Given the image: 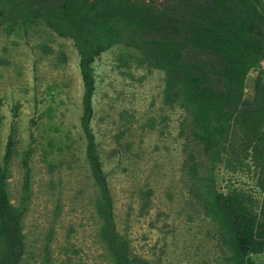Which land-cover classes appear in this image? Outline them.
<instances>
[{
	"label": "rangeland",
	"instance_id": "1",
	"mask_svg": "<svg viewBox=\"0 0 264 264\" xmlns=\"http://www.w3.org/2000/svg\"><path fill=\"white\" fill-rule=\"evenodd\" d=\"M51 2L0 0V203L15 227L0 229V264H230L205 191L264 211V0H112L118 22L135 14L92 62L89 105ZM230 19L251 23L238 43L249 67L234 113L212 115L223 134L210 151L171 91L169 55L192 64Z\"/></svg>",
	"mask_w": 264,
	"mask_h": 264
},
{
	"label": "trees",
	"instance_id": "2",
	"mask_svg": "<svg viewBox=\"0 0 264 264\" xmlns=\"http://www.w3.org/2000/svg\"><path fill=\"white\" fill-rule=\"evenodd\" d=\"M133 9L132 7L131 10H127L122 17L129 12L135 14ZM112 11V0H96L95 3H90L89 0H52L50 4L48 15L50 28L60 35L73 38L79 48L87 105L90 104L94 91L92 62L101 52L121 43L129 33L128 24H121V16L118 22L116 12ZM230 21L235 26L230 35L219 32H216V35L207 33L204 45L201 44L197 48L194 43L196 46H193L192 53L195 54L193 56L195 62H191L192 64L183 63L180 51L173 57L169 55L172 58L170 59L172 67H169L172 70L171 76L176 79L171 91L192 120L190 128L192 135L204 142L210 151L216 150L223 134L221 124H212V115L218 113L219 117H224L234 113L239 90L243 86V79L249 67L245 51L247 47L238 43L252 30L249 27L251 23L247 20V25L243 26L237 21L235 24L232 19ZM252 25L254 26L253 22ZM218 31L224 32L221 28ZM204 52L208 54L213 52V55L210 54V57L207 55L205 58H198L196 55ZM205 197L212 219L220 229V234L226 238L229 249L226 254L228 262L258 264L253 256L264 251V211L258 214L252 212L243 205L240 197L223 196L212 188L205 191ZM0 207H2L0 229L2 234L5 233L2 237L8 240L15 231L11 210L3 203H0ZM9 244L14 246L16 238ZM118 259L124 262V257Z\"/></svg>",
	"mask_w": 264,
	"mask_h": 264
}]
</instances>
